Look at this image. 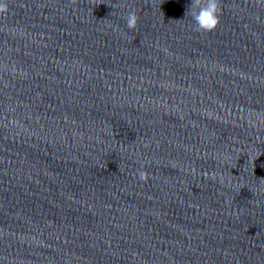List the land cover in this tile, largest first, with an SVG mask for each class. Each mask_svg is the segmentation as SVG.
Returning <instances> with one entry per match:
<instances>
[{
  "label": "water",
  "instance_id": "water-1",
  "mask_svg": "<svg viewBox=\"0 0 264 264\" xmlns=\"http://www.w3.org/2000/svg\"><path fill=\"white\" fill-rule=\"evenodd\" d=\"M0 2V264H264V0Z\"/></svg>",
  "mask_w": 264,
  "mask_h": 264
},
{
  "label": "clouds",
  "instance_id": "clouds-1",
  "mask_svg": "<svg viewBox=\"0 0 264 264\" xmlns=\"http://www.w3.org/2000/svg\"><path fill=\"white\" fill-rule=\"evenodd\" d=\"M185 16H191L195 23V31L211 33L215 31L220 24V0H190L186 6ZM7 4L0 2V13L7 11ZM126 26L129 30L136 29L139 22V16L134 12H129L125 17ZM139 179L144 181L147 174L143 171L138 173Z\"/></svg>",
  "mask_w": 264,
  "mask_h": 264
}]
</instances>
